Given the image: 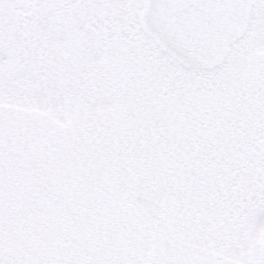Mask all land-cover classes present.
<instances>
[{"label": "snow or ice", "instance_id": "snow-or-ice-1", "mask_svg": "<svg viewBox=\"0 0 264 264\" xmlns=\"http://www.w3.org/2000/svg\"><path fill=\"white\" fill-rule=\"evenodd\" d=\"M85 3L175 14L144 40L60 29L148 75L45 48L56 33L20 15ZM208 12L253 24L264 53V0H0V264H264V65L249 97L161 47L221 39Z\"/></svg>", "mask_w": 264, "mask_h": 264}, {"label": "rangeland", "instance_id": "rangeland-1", "mask_svg": "<svg viewBox=\"0 0 264 264\" xmlns=\"http://www.w3.org/2000/svg\"><path fill=\"white\" fill-rule=\"evenodd\" d=\"M141 10L142 7L132 4L101 9L93 3H85L75 7L34 8L27 12H21L20 15L30 20L38 29L56 33L55 39L36 41L45 48L58 51L65 57H71L77 54V50H79L83 52L85 58L91 63L117 68H129L137 74L148 75L118 57L105 55L95 47L70 42L65 38V34L60 31L63 27L83 31L100 29L120 38L144 40L148 37L139 27ZM257 16L258 13L251 10L250 18ZM260 40V33L256 27L248 23L244 36L230 47L228 55L222 64L213 69H207L209 78H214L217 74L222 75L233 86H246L243 89L245 95L251 97L252 91L259 85L261 68L264 65V53H262ZM12 42L14 45L16 44L15 37H13ZM11 76L13 79L27 80L29 78L28 73L15 70L11 73ZM105 101L107 103L113 102L110 97H105ZM145 103L155 105V101H152L151 98H147ZM5 104L11 111L33 113L40 115L42 118L46 116V113L41 109L32 105L17 103L12 99H7ZM129 112L135 114L133 105H129Z\"/></svg>", "mask_w": 264, "mask_h": 264}, {"label": "water", "instance_id": "water-1", "mask_svg": "<svg viewBox=\"0 0 264 264\" xmlns=\"http://www.w3.org/2000/svg\"><path fill=\"white\" fill-rule=\"evenodd\" d=\"M251 9L245 11V15L250 17ZM175 15L174 13H165L159 7L143 6L139 15V27L141 31L149 37L142 25L155 22L163 23L165 19ZM236 13L234 12H208L204 13L205 23L208 31L213 36H221L219 40H210L202 49L196 52L188 51L180 47L174 40H169L161 45L165 50L175 54L195 56L206 69H213L219 66L227 56L230 46L243 37L248 23H236Z\"/></svg>", "mask_w": 264, "mask_h": 264}]
</instances>
